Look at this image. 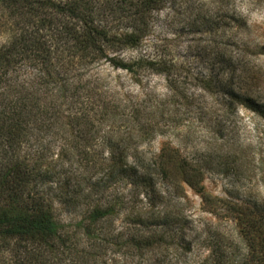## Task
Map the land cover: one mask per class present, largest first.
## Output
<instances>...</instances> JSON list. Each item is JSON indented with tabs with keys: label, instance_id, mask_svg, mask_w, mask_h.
Wrapping results in <instances>:
<instances>
[{
	"label": "trees",
	"instance_id": "trees-1",
	"mask_svg": "<svg viewBox=\"0 0 264 264\" xmlns=\"http://www.w3.org/2000/svg\"><path fill=\"white\" fill-rule=\"evenodd\" d=\"M165 2L0 0V12L6 13L10 26L9 39L0 46V264H121L122 259L125 264H144L146 255L157 257L150 264H187L181 259L191 253L186 225H180L181 219L172 220L170 213L156 217L154 205L126 212L124 218L132 227L127 232L111 228L121 214L115 212V203L91 205L74 230L57 221L53 207L56 200L66 207L79 206L83 185L64 166L97 164L88 153L94 122H108L120 105L94 101V91L107 95L99 79H94L96 74H91L96 66L103 63L128 72L146 67L169 75L165 62L149 56L124 61L119 56L141 44ZM225 2L218 0L219 9ZM139 132L138 141L133 139L137 145L153 136L150 125H142ZM43 134L64 141L55 161L48 162L50 156L39 151L23 153L28 144L40 147ZM126 139L103 140L110 156L99 163L105 175L97 187L127 176L149 196L155 190L153 179L139 171L137 162L127 161L126 146L131 141L125 144ZM170 159L160 156L159 171L177 186L168 174ZM181 167V180L202 202H216L205 192L199 174ZM58 190L62 191L53 197L51 192ZM89 196L88 192L85 198ZM230 216L238 242L231 241L229 247L219 243L218 254L202 264H264V212L260 217L234 207ZM167 234L172 236L165 240ZM240 248L245 250L242 256Z\"/></svg>",
	"mask_w": 264,
	"mask_h": 264
},
{
	"label": "rangeland",
	"instance_id": "rangeland-1",
	"mask_svg": "<svg viewBox=\"0 0 264 264\" xmlns=\"http://www.w3.org/2000/svg\"><path fill=\"white\" fill-rule=\"evenodd\" d=\"M227 1L219 9L218 0H166L141 44L119 55L124 61L149 56L165 62L168 76L146 67L128 72L103 63L91 73L107 93L94 91V101L99 98L120 105L108 122H94L88 153L97 164L64 166L83 185L79 206L66 207L57 200L53 204L55 218L67 230H74L84 220L91 205L104 207L110 202L115 203V212L121 211L111 228L127 232L132 227L125 213L154 205V212L159 213L156 217L170 213L172 220L181 219L180 225H186L191 253L181 256L183 262L202 264L218 254L219 243L229 247L231 241L238 242L230 216L234 207L263 215L264 0ZM6 17L0 12V46L10 35ZM96 109L94 106L90 112L92 121ZM142 125H150L153 136L137 145L133 139L138 141ZM107 138L112 142L124 138L125 144L131 141L126 146L127 161L137 162L139 171L149 173L155 184L153 193L145 195L127 176L97 187L105 175L100 164L110 156L103 145ZM41 140L40 147L33 149L28 144L23 153L39 151L50 156L48 162L55 161L64 141L54 140L51 134H43ZM160 156L171 157L168 174L178 181L177 186L160 174ZM181 166L199 174L205 192L216 202H202L181 180ZM244 252L240 248V256ZM156 258L146 255L143 263H153ZM121 264H125L123 259Z\"/></svg>",
	"mask_w": 264,
	"mask_h": 264
}]
</instances>
